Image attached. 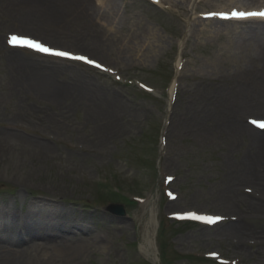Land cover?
Instances as JSON below:
<instances>
[{
	"label": "rangeland",
	"instance_id": "obj_1",
	"mask_svg": "<svg viewBox=\"0 0 264 264\" xmlns=\"http://www.w3.org/2000/svg\"><path fill=\"white\" fill-rule=\"evenodd\" d=\"M89 1L0 0V167L18 158L37 168L0 171V208L15 223L31 199L83 209L106 248L61 264H264V210L251 208L263 204L264 161L240 127L264 118V56L235 49L253 21L232 15L264 0H123L119 25ZM50 5L62 11L50 15ZM17 35L96 65L16 48ZM36 72L60 90L42 87ZM254 155L258 180L245 176ZM187 211L221 219L172 217ZM239 221L245 233L229 230ZM1 233L6 246L17 242Z\"/></svg>",
	"mask_w": 264,
	"mask_h": 264
},
{
	"label": "bare ground",
	"instance_id": "obj_2",
	"mask_svg": "<svg viewBox=\"0 0 264 264\" xmlns=\"http://www.w3.org/2000/svg\"><path fill=\"white\" fill-rule=\"evenodd\" d=\"M48 1L55 3L66 1L68 3L69 0ZM86 1H88V4H91L89 0ZM96 1L98 2L100 9H104L105 13L103 14V16H106L108 21H111V23L116 21L117 25L122 22L123 17H121L119 11L122 6L121 3H123V0ZM53 6L54 7H52L51 5L44 7L46 8L45 11L49 12L50 15H52V13L54 12H57V10L61 9H57L55 5ZM108 6L112 7L108 10ZM88 9L92 10L91 14H95L94 16L96 18L100 17L99 13L101 12V10H99L96 14V10L94 8L87 7V10ZM60 11H62V9ZM250 21H253L252 25L244 26L245 29H243L242 31L236 30L237 33L240 35V40L238 39L237 44L235 45V49L241 52L242 54H249L248 56L250 57L257 55L264 56V42L254 44L249 42H242L241 40L242 37L244 40V36L245 38L248 37L249 40L251 38H254V40L256 41L264 37V20ZM205 23L207 22H199L200 25ZM198 30L200 29L197 28V31ZM227 30L228 28L222 27H215V29L213 30L205 27L200 32L207 31L210 32L211 35H213L214 33L217 35H221L222 33L227 32ZM150 31L156 33L155 29H153L152 27L150 28ZM14 57L16 59V55ZM32 75H34V77H32L33 80L40 82L39 84L42 87L52 90L54 89V91L56 92L57 90H60L56 88V86L53 85L50 80L43 79L40 72L39 74L37 72L35 74L32 73ZM240 127L244 130H247V132L252 131L251 133H249L253 137L251 139L252 144L259 150V156L261 155L260 161H264V131L257 130L253 126L251 127L250 125L246 124H241ZM12 141L16 143V145L18 144L17 139H11L10 142ZM42 152L43 151H41V154ZM256 157V155H254L253 157H248L246 163L247 174H245V176L251 180H258L260 178V167L258 165L260 162L259 158ZM24 161V159L18 158L10 159L7 163H4L2 167H0V171L4 175H8V173H10V175H13V177H17L14 173L20 171L32 173L34 170L37 169L33 167L26 170L24 168L26 166V162ZM9 170H11V172H9ZM14 179L16 180L20 178ZM17 181L20 182V180ZM21 186L24 187L28 185L24 182V180H21ZM26 196L24 195V193H20L19 195L20 199L22 200L26 199ZM233 197L234 196H231L230 198L231 204L233 203ZM261 203L263 204L252 205L251 208L264 210V200H262ZM0 204H2L1 198ZM13 205H15L14 199L11 200L10 206ZM28 205L29 211L26 213V215H16V223L13 221L14 218L12 217V213L10 211H7L6 208H0V235L4 234L1 232L7 231L10 234L15 233L18 236L17 242L14 243V245L11 247L6 246L4 243H6L7 241L4 240L3 237H0V264H61L67 261L71 262L77 260L91 249L106 248L103 242L104 237L99 234L92 233V230L89 228V226H85L81 222L86 217V214L83 212V209L61 205L60 203H57L52 200L50 196L43 197L40 200L31 199L28 201ZM20 216L23 217V222H19ZM229 226L231 227L229 228V230L232 231L235 229L236 231H242L243 233H245V231L248 230V227L244 226L240 221ZM147 244H149V247L151 248L150 255L154 256L155 251L152 250L154 245L153 240L149 238L147 240ZM27 247H31V249Z\"/></svg>",
	"mask_w": 264,
	"mask_h": 264
},
{
	"label": "snow or ice",
	"instance_id": "obj_3",
	"mask_svg": "<svg viewBox=\"0 0 264 264\" xmlns=\"http://www.w3.org/2000/svg\"><path fill=\"white\" fill-rule=\"evenodd\" d=\"M232 15L238 16V17H249V16H264V11L261 12H233ZM10 43L17 42V37L13 36L12 39L9 41ZM36 47L40 48L41 51L45 52H52L54 55L58 56H71V53L69 52H62V51H54L52 49H49L43 45H35ZM78 59H85L84 57H78ZM89 63H93V61H88ZM254 124H258L260 127H264V122H258V121H252ZM186 216L194 218V219H204L208 222H214V220L220 219V217H202L198 216L194 212L185 213Z\"/></svg>",
	"mask_w": 264,
	"mask_h": 264
}]
</instances>
